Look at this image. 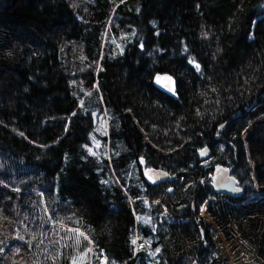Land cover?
<instances>
[{"label":"trees","instance_id":"16d2710c","mask_svg":"<svg viewBox=\"0 0 264 264\" xmlns=\"http://www.w3.org/2000/svg\"><path fill=\"white\" fill-rule=\"evenodd\" d=\"M0 61V264H264V0H0Z\"/></svg>","mask_w":264,"mask_h":264},{"label":"rangeland","instance_id":"374dc122","mask_svg":"<svg viewBox=\"0 0 264 264\" xmlns=\"http://www.w3.org/2000/svg\"><path fill=\"white\" fill-rule=\"evenodd\" d=\"M121 27H122V25H121V21H113V23L109 26V27H105L104 28V31H103V33H102V35H101V39L102 38H104V37H106V36H108V35H118V39H119V42L121 43V42H123V41H127V38L126 37H124L123 35H121L120 34V31H121ZM133 33H135V32H133ZM126 35L127 36H129V33L128 32H126ZM131 37V36H130ZM115 52H116V54L115 55H117V49L116 50H114ZM83 58L85 59V63H88L87 61V59L84 57V55H83ZM0 62H2V61H0ZM91 68V66H86L85 67V70L84 71H87L88 69H90ZM102 68V64L101 63H99V62H95V64H94V66H93V73H91V74H82L81 76H80V78H85V77H89L90 79H92V75H94V76H96L97 75V73L100 71V69ZM85 73V72H84ZM110 115H109V111H108V109L105 107V106H103V113H101L99 116H98V124H99V126H100V129H103V128H105L107 131H109V128H110ZM228 122V120L226 121V123ZM225 126H226V124H223V125H221L219 128L220 129H225ZM261 133V132H260ZM261 135V137H263V141H264V134L263 133H261L260 134ZM101 142V144H103V142L102 141H100ZM90 143H92V140L90 141ZM223 147V145L221 144L220 145V151H221V148ZM107 148H111V140H110V138H108V141H107V144H106V147H105V149H102V153H106L107 155H108V153H109V150L107 149ZM196 154H197V156L199 157V153H198V151H196ZM146 160L147 159H145L144 157L142 158V159H139V161H137L136 162V164H135V162H133L132 164H131V168L134 170L135 169V166H136V169H137V171H138V174H139V168H138V164H140V165H142L143 166V170H144V176H146V178L151 182V183H157V182H160V180H157V179H155V178H153L151 175H149L148 174V171H149V167H148V165H147V163H146ZM249 166H244V164H243V162L239 165V170L242 172V173H244L245 175H248V173H249ZM154 169V168H153ZM255 169H256V167H255ZM259 169L260 170H263L264 169V167H262V166H260L259 167ZM234 173L236 174V176H237V173H236V171H234ZM4 175H5V173L2 171V170H0V177H4ZM239 183L242 185V186H245V182L244 181H239ZM257 200L259 199H261V197H259V198H256ZM0 203H2L1 202V199H0ZM78 210V209H77ZM4 212H5V206H3L2 204H0V217H2V216H4ZM12 212H16V211H12ZM20 216V215H19ZM18 216V217H19ZM17 217H14L13 219H12V221H13V223H15L16 221H17ZM71 219H74V216H72L71 214L68 216V220H71ZM75 220V219H74ZM7 231V230H6ZM139 246H140V244H139ZM10 248V246L8 245V240L6 241V243H5V241H3V238H1L0 237V256H2L3 254H5L6 256H7V251H8V249ZM13 260L15 261V257L13 256ZM80 258L79 257H75V258H73V260L71 261V263L72 264H80ZM18 264H28L26 261H23L22 260V258H19V260H18Z\"/></svg>","mask_w":264,"mask_h":264},{"label":"water","instance_id":"95a60500","mask_svg":"<svg viewBox=\"0 0 264 264\" xmlns=\"http://www.w3.org/2000/svg\"><path fill=\"white\" fill-rule=\"evenodd\" d=\"M164 84L168 86L170 90H173L172 80L169 78L164 79ZM200 160H205L211 156V150L209 147H204L198 150ZM209 161L204 164H208ZM232 167H226L221 164L214 166L209 178L212 180V185L217 192H224L232 196H239L242 192V188L238 185V179L232 175ZM159 172L154 168L151 169L148 174L157 180H161L158 174Z\"/></svg>","mask_w":264,"mask_h":264},{"label":"bare ground","instance_id":"6f19581e","mask_svg":"<svg viewBox=\"0 0 264 264\" xmlns=\"http://www.w3.org/2000/svg\"><path fill=\"white\" fill-rule=\"evenodd\" d=\"M156 170L159 172L158 174H159L160 179H161L160 182L170 181L174 178V176L170 175L169 172H167L165 170H162V169H156Z\"/></svg>","mask_w":264,"mask_h":264},{"label":"snow or ice","instance_id":"6c2138e0","mask_svg":"<svg viewBox=\"0 0 264 264\" xmlns=\"http://www.w3.org/2000/svg\"><path fill=\"white\" fill-rule=\"evenodd\" d=\"M197 67H199V66L197 65Z\"/></svg>","mask_w":264,"mask_h":264}]
</instances>
